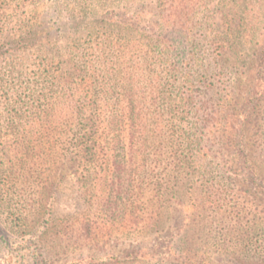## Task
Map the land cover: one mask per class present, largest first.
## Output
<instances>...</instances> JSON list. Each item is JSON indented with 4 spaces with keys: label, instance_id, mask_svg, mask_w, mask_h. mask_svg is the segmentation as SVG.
<instances>
[{
    "label": "rangeland",
    "instance_id": "obj_1",
    "mask_svg": "<svg viewBox=\"0 0 264 264\" xmlns=\"http://www.w3.org/2000/svg\"><path fill=\"white\" fill-rule=\"evenodd\" d=\"M81 65L115 86L141 69L148 128L165 125L146 163L81 159ZM246 115L264 181V0H0V264H264V189L227 179L244 158L204 125Z\"/></svg>",
    "mask_w": 264,
    "mask_h": 264
},
{
    "label": "trees",
    "instance_id": "obj_2",
    "mask_svg": "<svg viewBox=\"0 0 264 264\" xmlns=\"http://www.w3.org/2000/svg\"><path fill=\"white\" fill-rule=\"evenodd\" d=\"M169 42L166 36H161L155 41L163 51H165L164 49L168 50L170 48ZM133 68L129 66L126 73H122L120 78H117L118 81L116 83L119 86L111 83L112 78H109L110 69L107 65H100V69L98 67L95 68L94 65H81L77 70L78 74L76 78L78 81L75 87V97L77 96L78 100L75 101V114L78 121V130L75 133L74 141L81 159L99 168L100 173H103V171L107 173L111 171V169L108 170L110 166H115L122 162L125 165H142L146 163L149 157L147 150L150 149L153 135L156 134V137H158L163 134L165 125L162 115L156 122V130L150 131L148 128V116L150 114H146L144 104L147 98L144 99L143 97L146 93L142 85L136 84L135 81L131 80L134 75L132 72ZM134 69L137 71L141 70L139 68ZM144 83L146 84L145 80L141 82L143 85ZM159 87L160 85L156 88L157 91ZM117 89H120L122 92L115 98ZM153 89H151V94L155 93H152ZM183 99L188 104H191L193 101L190 96ZM115 100H117L116 104L114 103ZM205 120L206 123H203H205L204 125L206 127L208 125L207 123L212 124L210 133L208 134H211L214 140L223 144L226 151L234 150L237 152L239 158H244L245 164H226V174H229L227 179L235 181L243 178L247 182V187L258 184L259 188L264 189V181H259V166L251 163L249 156L245 153V149L250 145L249 127L251 125V116L246 115L242 119H236L231 123L230 130L224 129L223 134L221 130L222 127L227 128L226 124H221L218 119L216 121L213 118H207ZM177 135L180 136L178 130L174 132V138H176L174 141L181 139L177 138ZM181 137H184V135ZM178 153V150H176L177 160L180 157ZM176 163L178 162L176 161ZM180 170L181 167L177 164L170 172L172 174ZM136 174H139V170H136L132 175ZM124 189V194L126 195L134 191L133 185L124 187ZM118 191L120 192L121 190ZM163 198L160 197V200H163ZM104 200L105 198H101V201L96 203L102 204ZM259 200L263 202L264 198ZM102 206H104V209L111 208L110 203L106 206L103 204ZM114 206H117V204ZM244 211L245 208H242L240 213L242 214ZM259 228L254 231H263ZM244 234L247 237L244 238L245 240L243 242H245L244 244L246 246L250 247L253 245V239L248 232ZM262 246L261 250L263 251L260 253L258 251V254L264 252V245ZM180 252L183 253L184 251ZM168 253L170 257L177 255L173 245L169 247Z\"/></svg>",
    "mask_w": 264,
    "mask_h": 264
}]
</instances>
